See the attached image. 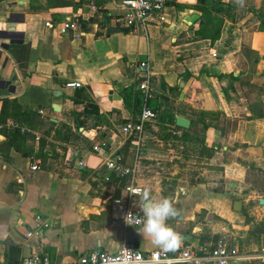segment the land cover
<instances>
[{"label":"crops","instance_id":"obj_1","mask_svg":"<svg viewBox=\"0 0 264 264\" xmlns=\"http://www.w3.org/2000/svg\"><path fill=\"white\" fill-rule=\"evenodd\" d=\"M118 2L0 0V264L26 257L68 264L89 251L114 252L123 239L141 251L161 249L142 224L125 227L109 210L113 191L122 193L116 177L126 184L129 175L103 164L118 153L131 165L133 141L125 144L119 127L137 117L136 64L142 59L156 117L143 125L135 183L176 201L181 215L167 224L184 237L182 246L209 249L220 237L210 238L228 232L223 220L241 229L242 238L257 232L246 251L238 250L237 239H225L237 249L227 264H264V228L240 222L232 209L237 195L247 194L246 152L264 143V0H244L243 7L221 0L214 8L210 0H164L145 32L112 23ZM72 19L78 31L58 30V22ZM125 88L138 106L132 98L123 102ZM176 116L188 126H177ZM223 120L232 122L230 129ZM162 133L202 138L203 154L192 163L203 179L165 191L163 168L175 174L183 161L176 153L187 141L170 144ZM254 197L264 207L258 202L264 196L247 199ZM132 201L140 208L139 196ZM200 211L219 219L209 220L218 233L202 241L195 222Z\"/></svg>","mask_w":264,"mask_h":264},{"label":"built area","instance_id":"obj_2","mask_svg":"<svg viewBox=\"0 0 264 264\" xmlns=\"http://www.w3.org/2000/svg\"><path fill=\"white\" fill-rule=\"evenodd\" d=\"M165 5L164 0H119L117 7L121 11L111 17V21L116 26L133 27L145 32L147 25L152 21L154 14H159ZM94 10V6L90 7ZM49 27L48 21L44 22ZM58 30L62 33L66 31H78L79 21H60L57 23ZM214 55V54H213ZM138 74L136 91L140 97L139 111L136 119L127 121L120 125L119 131L125 139H132L134 156L131 165H125L122 157L118 153H112L104 157V166L116 174L129 175L128 182L122 187V193L118 198H112L109 202V210L115 214L123 226L135 227L142 223L126 224L124 217L131 212L138 219H143V212L133 205V190L138 186L134 180L137 168L138 152L143 134V125L152 121L156 117V111L149 106V99L152 97L151 73L146 59H142L136 64ZM66 86H79L77 81H68ZM12 126H16L12 123ZM3 124L0 122V128ZM94 150L101 151V147L94 146ZM35 169V166H31ZM29 234V233H28ZM124 248L128 251H124ZM237 256V249L234 245L223 238L217 239L207 250H196L188 245L182 246L175 253H164L162 249L141 251L134 247L129 241H120L114 252L103 250H93L79 256L74 262L68 264H143L150 261L151 264H227L228 261ZM18 264H47L41 263L36 257L23 258Z\"/></svg>","mask_w":264,"mask_h":264},{"label":"rangeland","instance_id":"obj_3","mask_svg":"<svg viewBox=\"0 0 264 264\" xmlns=\"http://www.w3.org/2000/svg\"><path fill=\"white\" fill-rule=\"evenodd\" d=\"M222 123L227 130L230 129L232 125L230 120H223ZM159 136L160 138H163V140H169L170 144H175L177 141L178 145L179 143L181 145L180 140L187 141L186 144L182 145L181 148H178L179 151L176 153L177 155L183 157V161L178 165V167H176L175 174H172L173 168L171 170L169 165H165L163 168L164 170L162 171V175L164 177L162 184L165 185V191L172 190L177 182L178 184H181L183 180H186L189 185L193 184L196 177H201L199 175L201 172V169L199 168L200 166L196 163H192V160L196 159V156L203 154V151L199 149L198 145V141H200L201 137L199 138L198 135L193 134H182L179 136L174 135L173 139V137L171 138L165 133H162ZM172 140L176 141L172 142ZM234 146H236V144H234ZM255 147L256 148L253 149L252 152H246L248 164L246 167V175L242 182L244 184V190L247 191V194L237 195V197L242 201V207L239 212L235 213L234 215L240 219V222L246 221L248 225L253 227L256 226L258 229L264 228V207L262 204L259 205L256 202L255 197L252 198L253 200H251V198L247 199V196L252 194H261L264 196V143L262 145L258 143V145ZM176 178H179L180 181H176ZM201 179L203 178L201 177ZM209 220L219 221L217 217L210 216L205 211H200L199 216L195 217V222L199 225V229L197 231L199 238H209L207 235L210 233V231L211 233H218L216 232L217 228H214L209 224ZM220 223L224 226H227L228 232H225V234L221 233L219 236L210 238L213 241L218 237L227 240L228 238H232L234 241L237 239L239 251H246V247H249L251 243L255 242V234L257 233L255 230L248 231V236L242 238L240 236V233L242 232L241 229L239 230L236 228L237 230H235V227H231L230 224L228 225L223 220L220 221ZM234 225L236 224L234 223Z\"/></svg>","mask_w":264,"mask_h":264},{"label":"clouds","instance_id":"obj_4","mask_svg":"<svg viewBox=\"0 0 264 264\" xmlns=\"http://www.w3.org/2000/svg\"><path fill=\"white\" fill-rule=\"evenodd\" d=\"M240 7L244 6V0H236ZM133 194L140 198V209L143 212V219H138L131 212L124 217L126 224L142 223V232L151 238L153 245L161 248L164 253H175L182 245L184 237L167 224L170 218L181 215L180 210L175 207L176 201L171 197L156 198L151 189L137 187ZM124 251H128L124 248ZM123 264H127L126 261ZM143 264H151L144 261Z\"/></svg>","mask_w":264,"mask_h":264},{"label":"water","instance_id":"obj_5","mask_svg":"<svg viewBox=\"0 0 264 264\" xmlns=\"http://www.w3.org/2000/svg\"><path fill=\"white\" fill-rule=\"evenodd\" d=\"M189 21H192L194 18H195V15L192 14L190 15L189 17H187ZM11 28V27H10ZM9 28V29H10ZM111 31H115L117 29H110ZM127 29L124 28V29H120V31H126ZM1 35H5V33H1ZM51 108L52 109H57V107L54 105V104H51ZM175 124L177 126H180V127H187L189 122L187 119L185 118H182V117H179V116H176L175 117ZM118 195H119V190L118 189H115L113 191V198H118ZM259 203H264V199H259L258 200ZM241 208V201L239 199H235L232 201V209L235 210V211H239V209ZM170 219H176V218H170Z\"/></svg>","mask_w":264,"mask_h":264},{"label":"trees","instance_id":"obj_6","mask_svg":"<svg viewBox=\"0 0 264 264\" xmlns=\"http://www.w3.org/2000/svg\"><path fill=\"white\" fill-rule=\"evenodd\" d=\"M212 7L214 8L215 5H217L218 3H221V0H210ZM61 4H67L66 1H62L60 2ZM217 37V34H214L210 37L211 40L215 39ZM122 95H123V102L127 103L128 100H130L131 98L133 99V103L135 104V106H138V98L137 96H133L131 93L130 89H123L122 90ZM171 122L173 123V119H171ZM203 128H205L203 126ZM200 141H202V138L200 139ZM130 144V139H128L127 141H125V144ZM211 154V153H210ZM209 156V154H208ZM116 180L118 181L116 184L117 188H121L122 186L125 185V177H116ZM201 241L203 240V238L200 239Z\"/></svg>","mask_w":264,"mask_h":264}]
</instances>
